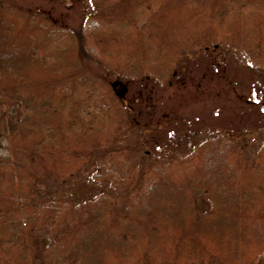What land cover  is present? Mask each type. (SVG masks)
<instances>
[{"label": "trees", "instance_id": "obj_1", "mask_svg": "<svg viewBox=\"0 0 264 264\" xmlns=\"http://www.w3.org/2000/svg\"><path fill=\"white\" fill-rule=\"evenodd\" d=\"M72 2L75 26L0 0V264H230V252L253 264L264 254V144L243 157L214 135L132 168L131 128L115 115L121 79L76 63L163 81L180 55L220 41L264 63V0ZM92 18L98 30H86ZM81 173L108 192L70 203L48 186Z\"/></svg>", "mask_w": 264, "mask_h": 264}, {"label": "rangeland", "instance_id": "obj_2", "mask_svg": "<svg viewBox=\"0 0 264 264\" xmlns=\"http://www.w3.org/2000/svg\"><path fill=\"white\" fill-rule=\"evenodd\" d=\"M1 2L9 13L23 17L60 19L73 26L82 19L72 0ZM101 25L92 18L86 30L95 31ZM207 45V49L180 55L176 65L167 67L163 81L153 75L119 78L117 71L107 72L100 63L77 57L78 68L96 79L104 80L99 77L101 74L111 81L121 79V104L115 115L131 128L132 168L144 161L181 156L214 135L228 137L241 148L243 157H251L264 144V63H256L255 55L248 56L243 49L224 41L216 47L211 42ZM90 49L97 53L95 47ZM48 182L49 187L56 188L59 199L70 203L103 190L108 192L106 182L92 180L89 173L51 178ZM224 256L230 264H236L234 260L240 255L230 252ZM253 264H264V254Z\"/></svg>", "mask_w": 264, "mask_h": 264}]
</instances>
